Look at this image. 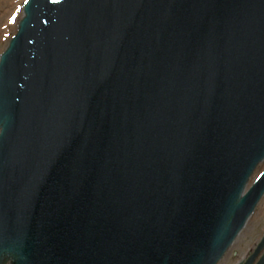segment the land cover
<instances>
[{
	"label": "water",
	"instance_id": "95a60500",
	"mask_svg": "<svg viewBox=\"0 0 264 264\" xmlns=\"http://www.w3.org/2000/svg\"><path fill=\"white\" fill-rule=\"evenodd\" d=\"M263 161L264 0L25 1L0 55V264H218Z\"/></svg>",
	"mask_w": 264,
	"mask_h": 264
},
{
	"label": "rangeland",
	"instance_id": "374dc122",
	"mask_svg": "<svg viewBox=\"0 0 264 264\" xmlns=\"http://www.w3.org/2000/svg\"><path fill=\"white\" fill-rule=\"evenodd\" d=\"M25 0H23L24 4ZM23 5L21 7V15L7 20L2 18L5 11V5L0 2V54L6 47L9 39L15 34L18 26V22L22 17ZM264 171V162L261 163L255 172L254 179ZM264 235V197L260 204L257 206L255 212L248 220L243 231L234 241L231 248L225 254L218 264H237L241 260L245 259L254 251L258 242Z\"/></svg>",
	"mask_w": 264,
	"mask_h": 264
},
{
	"label": "bare ground",
	"instance_id": "6f19581e",
	"mask_svg": "<svg viewBox=\"0 0 264 264\" xmlns=\"http://www.w3.org/2000/svg\"><path fill=\"white\" fill-rule=\"evenodd\" d=\"M0 2L5 5L2 18H7V20H9L21 15L23 0H0Z\"/></svg>",
	"mask_w": 264,
	"mask_h": 264
},
{
	"label": "snow or ice",
	"instance_id": "6c2138e0",
	"mask_svg": "<svg viewBox=\"0 0 264 264\" xmlns=\"http://www.w3.org/2000/svg\"><path fill=\"white\" fill-rule=\"evenodd\" d=\"M27 2V0H26ZM53 2H58V0H53ZM15 22V19L13 18V23Z\"/></svg>",
	"mask_w": 264,
	"mask_h": 264
}]
</instances>
